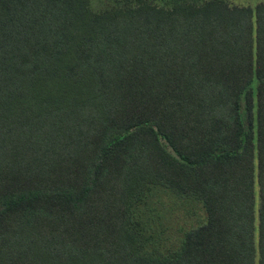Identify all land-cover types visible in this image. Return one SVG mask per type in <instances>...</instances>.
I'll return each instance as SVG.
<instances>
[{"label":"trees","instance_id":"obj_1","mask_svg":"<svg viewBox=\"0 0 264 264\" xmlns=\"http://www.w3.org/2000/svg\"><path fill=\"white\" fill-rule=\"evenodd\" d=\"M0 264H264V1L0 0Z\"/></svg>","mask_w":264,"mask_h":264},{"label":"rangeland","instance_id":"obj_2","mask_svg":"<svg viewBox=\"0 0 264 264\" xmlns=\"http://www.w3.org/2000/svg\"><path fill=\"white\" fill-rule=\"evenodd\" d=\"M229 4L236 5H250L253 6L257 2H262L264 0H226ZM109 0H90V6L93 10H98L105 5H107ZM155 196L149 201V206L145 209L146 214L151 219L158 221L151 223V230L163 229V234L170 235V232L174 230L181 229V231L197 224L204 219V212L200 205L195 202H174L172 207L173 198L163 192L157 193V198L154 203ZM175 201V200H174ZM157 203V204H156ZM159 206L156 208L155 205ZM162 206V208H161ZM156 208V209H155ZM159 226H163L160 228ZM179 234V231H176ZM175 235L171 236L172 240Z\"/></svg>","mask_w":264,"mask_h":264}]
</instances>
